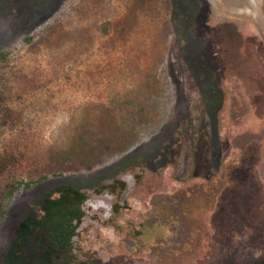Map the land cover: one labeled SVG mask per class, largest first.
<instances>
[{"label":"rangeland","instance_id":"obj_1","mask_svg":"<svg viewBox=\"0 0 264 264\" xmlns=\"http://www.w3.org/2000/svg\"><path fill=\"white\" fill-rule=\"evenodd\" d=\"M0 156V264H264V0H0Z\"/></svg>","mask_w":264,"mask_h":264},{"label":"trees","instance_id":"obj_2","mask_svg":"<svg viewBox=\"0 0 264 264\" xmlns=\"http://www.w3.org/2000/svg\"><path fill=\"white\" fill-rule=\"evenodd\" d=\"M5 167L6 162L0 156V174ZM85 198L83 193L72 187L61 188L57 196L45 198L39 211L27 216L14 229L8 262H29L30 245L38 235L47 239L49 252L70 246L84 216L81 206Z\"/></svg>","mask_w":264,"mask_h":264},{"label":"bare ground","instance_id":"obj_3","mask_svg":"<svg viewBox=\"0 0 264 264\" xmlns=\"http://www.w3.org/2000/svg\"><path fill=\"white\" fill-rule=\"evenodd\" d=\"M249 4L251 5V3L249 2ZM252 10L254 11V13H256V11H255V9L254 8H252Z\"/></svg>","mask_w":264,"mask_h":264}]
</instances>
